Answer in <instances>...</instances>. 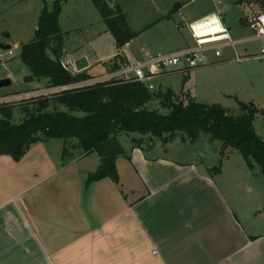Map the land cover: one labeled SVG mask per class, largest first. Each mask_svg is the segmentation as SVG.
I'll return each mask as SVG.
<instances>
[{
  "label": "crops",
  "instance_id": "1",
  "mask_svg": "<svg viewBox=\"0 0 264 264\" xmlns=\"http://www.w3.org/2000/svg\"><path fill=\"white\" fill-rule=\"evenodd\" d=\"M108 1L123 10L130 26L122 4ZM212 3L216 11V0ZM243 6L248 12L240 25L247 26L253 4ZM183 8L178 5L176 13L195 41L191 27L202 16L184 17ZM216 16L229 36L224 20ZM163 22L170 18L163 16L158 24ZM242 39L249 37L232 41ZM186 45L163 54L194 48L188 47L194 46L192 41ZM116 50L120 52L117 46ZM132 53L129 58L122 52L128 64L143 61L148 52L134 47ZM175 73L158 81L180 76ZM49 141L33 144L19 162L0 156V264H264V236L247 234L218 187L217 176L203 164L170 158L163 147L153 156L149 153L154 149L142 152L130 147L129 160H115L119 184L106 178L84 189L82 166L94 154L62 165L61 149L59 158H54ZM92 160L97 167L98 158ZM119 164L128 172L127 181Z\"/></svg>",
  "mask_w": 264,
  "mask_h": 264
},
{
  "label": "rangeland",
  "instance_id": "2",
  "mask_svg": "<svg viewBox=\"0 0 264 264\" xmlns=\"http://www.w3.org/2000/svg\"><path fill=\"white\" fill-rule=\"evenodd\" d=\"M233 1L237 3L238 0H218L215 11L212 0H115L128 12L129 27L138 31L131 47H122L118 52L113 37L107 32L105 24L90 0H66L61 5L58 16V25L65 42L61 61L68 59L73 62L85 56L83 58L89 63L90 72L85 70L84 73L89 75L92 73L97 76L96 78H108L114 67L113 58L116 54L123 52L127 57L133 58L134 47H138L140 51L142 49L144 54L146 51L153 56L176 49L181 50L187 47L186 44L190 41L194 46L188 45V47H195L189 27L182 26L179 21L180 15L176 13L178 5H184L182 10L184 17H193L198 13L202 16L192 27L196 38L209 36L200 40L210 38L223 28L216 16L217 13L224 20L225 27L229 29L231 40L252 36L247 26L240 25V19H245L248 12L243 4L251 3L250 0H243L235 5L232 4ZM44 6L47 10H51L53 0H0V81H10V85L0 88V104L6 100L16 102L18 100L14 101V99L18 95H26L28 92H35L30 93V96L49 92L46 89L48 83L45 79L25 81L31 75L19 57L21 46L32 42L35 38L38 17ZM110 7L115 9L113 6ZM251 10L264 11L254 3ZM163 16L166 19L170 18V22L158 24ZM5 46H9L10 49H3ZM217 46H219V57H215V50L209 48L204 54L206 65L191 71H182L180 76H173L165 83L156 80L152 91L159 89L165 91L166 85H169L168 88L173 89L176 94L183 92L190 97L194 96L198 103L220 105L232 114L238 112L237 101L253 104L258 112L253 126L256 134L264 142V60L235 61L247 53L258 51L264 45L251 43L235 48L222 44ZM244 48H247L246 52ZM8 51H11L12 55H9ZM99 61L101 62L98 64ZM134 61L137 63V60ZM69 70L74 72L71 66ZM189 73L190 77L186 79ZM13 96L15 97L9 98ZM6 97L8 99H2ZM147 107L160 108L156 101L151 102ZM22 115V108L13 110L11 122L19 124L21 120L18 118H22ZM140 138L141 136L137 134L132 136L121 134L118 137L126 152L130 147H134L133 139ZM71 143L65 146L70 147ZM142 146L147 149L146 142ZM153 146L154 151L149 153L152 156L161 153L163 147L167 148L165 154L175 160L200 163L209 169L220 167V173L213 176H217V185L243 229L249 236H264V178L257 168L250 171L237 151L227 149L221 153L220 144L209 142L207 137H202L201 141L194 144L182 143L179 138L168 144L155 140ZM47 147L51 149L54 158L58 159L59 150L61 149L62 154L64 144L59 140H50ZM93 158L97 159L93 155L85 160L88 162L82 166L86 170H84L86 174L84 181L87 175L97 168L92 166ZM118 167L124 181H127L129 179L127 170L123 172L120 164ZM255 239L249 237V240Z\"/></svg>",
  "mask_w": 264,
  "mask_h": 264
},
{
  "label": "trees",
  "instance_id": "3",
  "mask_svg": "<svg viewBox=\"0 0 264 264\" xmlns=\"http://www.w3.org/2000/svg\"><path fill=\"white\" fill-rule=\"evenodd\" d=\"M65 1L53 0L51 10L42 8L34 40L20 48L22 63L34 80H47V90L94 79L84 72L73 77L61 65L65 42L58 16ZM90 2L119 50L136 37L119 6L111 9L108 0ZM240 2L243 0L237 1ZM250 2L264 9V0ZM113 61L111 72L127 64L122 53ZM153 101L158 102L159 109L147 107ZM237 107L238 112L232 114L220 105L198 103L183 92L150 91L131 79L99 81L50 96L1 103L0 156L19 162L33 144L62 141V165L92 154L98 158L97 168L84 181L83 187L87 189L106 178L119 184L115 160L118 157L129 160L118 139L121 134L141 136L133 139V149L142 152L153 149L155 140L168 144L179 138L182 143L194 144L207 137L209 142L220 144L221 153L227 149L237 151L247 168L250 171L257 168L264 178V142L253 126L258 112L253 104L237 101ZM15 108L23 109L19 124L11 122ZM70 142V147H66ZM144 142L147 149L142 146ZM208 173L217 175L220 167L208 169Z\"/></svg>",
  "mask_w": 264,
  "mask_h": 264
},
{
  "label": "built area",
  "instance_id": "4",
  "mask_svg": "<svg viewBox=\"0 0 264 264\" xmlns=\"http://www.w3.org/2000/svg\"><path fill=\"white\" fill-rule=\"evenodd\" d=\"M246 25L252 32V36L249 37V39L232 41L228 36L227 30L225 28H222L221 31L215 33V35H212L210 38H208V40L210 41L207 43H202V40L197 39L194 35L195 33H193L194 32L193 28L191 27L192 34L195 38V44H196V46L192 49L178 51L171 54H159L156 56L147 53L145 54V59L143 61L134 64L127 63L124 65H119V67L115 71H112L108 75L109 76L108 78L100 77L103 80L94 78L87 82H82L68 86L67 85L61 86L54 89H48L49 92L46 94L36 93L34 94V96H30L29 94L26 95L24 94L21 96H17L16 97L17 99L15 98L14 101L18 100L16 102H20L22 100L31 97L50 96L56 93L66 92L68 90L90 85L97 81H105L110 79H122V80L131 79L133 81L145 85L148 90L152 91L154 88V83L162 76L175 72H180V73L182 71L187 72L194 70L199 66L206 65V59L204 54L209 48L215 50L214 52L215 57H219L220 56V53L218 52L219 46H217L219 44H222V46H227V47L229 46L234 47L239 44H247V43H260L264 45V11H258V10L251 11L246 18ZM8 54L12 55V52L8 51ZM252 58L255 60H264V46L261 47L256 54L248 55L243 58H237L236 60L238 62H241L245 60H250ZM73 63L74 61L72 62L68 59L65 60L64 62L61 61L62 67L67 71H70L69 66H71L72 70H74ZM1 103H15V102L6 100Z\"/></svg>",
  "mask_w": 264,
  "mask_h": 264
},
{
  "label": "water",
  "instance_id": "5",
  "mask_svg": "<svg viewBox=\"0 0 264 264\" xmlns=\"http://www.w3.org/2000/svg\"><path fill=\"white\" fill-rule=\"evenodd\" d=\"M3 49L9 50L10 47L9 46H5V47H3ZM73 66H74V72H73L72 75H73V77H75L76 74L87 70L88 67H89V64H88V62H87V60L85 58H79V59L74 61ZM32 80H33V77L29 76V77L26 78L25 81L26 82H31ZM8 85H10V81L9 80H1L0 81V88L8 86Z\"/></svg>",
  "mask_w": 264,
  "mask_h": 264
},
{
  "label": "clouds",
  "instance_id": "6",
  "mask_svg": "<svg viewBox=\"0 0 264 264\" xmlns=\"http://www.w3.org/2000/svg\"><path fill=\"white\" fill-rule=\"evenodd\" d=\"M215 21H213V23H214Z\"/></svg>",
  "mask_w": 264,
  "mask_h": 264
}]
</instances>
